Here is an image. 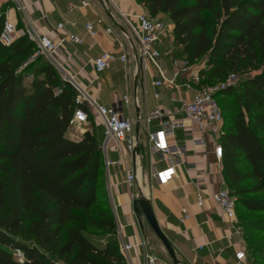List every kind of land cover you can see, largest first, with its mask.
I'll list each match as a JSON object with an SVG mask.
<instances>
[{"label":"trees","instance_id":"trees-1","mask_svg":"<svg viewBox=\"0 0 264 264\" xmlns=\"http://www.w3.org/2000/svg\"><path fill=\"white\" fill-rule=\"evenodd\" d=\"M136 1L152 16H168L172 56L206 59L203 83L255 69L216 98L224 182L236 196L250 264H264V217L240 213L264 212V0ZM33 51L25 36L0 44V264H124L100 141L93 129L78 141L68 137L81 105L41 57L21 67Z\"/></svg>","mask_w":264,"mask_h":264},{"label":"crops","instance_id":"crops-1","mask_svg":"<svg viewBox=\"0 0 264 264\" xmlns=\"http://www.w3.org/2000/svg\"><path fill=\"white\" fill-rule=\"evenodd\" d=\"M82 2L88 5L83 6ZM112 2L113 5L107 7L102 0H0V17L15 22L19 28L23 26L26 17L39 33L50 37H54L56 33H74L82 37L81 44L65 43L68 49H76L78 53L76 68L80 70L81 75H84L79 77L81 85L99 103L106 106L117 105L124 117L130 119H135L137 115L141 117L133 128L136 140L133 153L125 149L123 152L115 151L113 142H110L104 150L103 128L99 137L103 162L105 158L116 162L107 170L104 165V183L117 228L121 227L125 240L134 243L139 233L145 240V248L148 251L155 248L158 253L152 252L163 264H169L163 255V250L166 251L165 247L147 221L149 230L144 226L145 221L143 222L141 212L138 214L134 210V199L144 196L150 201L158 225L169 239L179 264H250L243 236L234 234L231 239L226 238V234L231 231L230 222L213 201L206 198L202 206L197 205V185L202 186L207 194L226 187L221 160H217L214 153V143L219 140L209 134H191L185 128L178 126L165 127L169 142L167 153L157 151L150 140V137L161 128L162 120L170 118L183 121L185 127L189 125L180 107L181 100L190 99L193 91L183 86L179 91L165 86H153L152 82L158 78L157 72L153 67H149L146 71L139 70L131 53L125 63L116 61L108 69L113 68L118 72L123 70L122 94L113 90L108 95H104L101 84L88 82L89 77L97 75L99 79L101 73H108L106 70L96 74L91 64L85 66L90 59L99 56L105 50L120 51L114 37H120L125 24L118 9L130 14L143 10L136 0H112ZM18 3L24 7V13L17 10ZM98 20L102 22L99 24ZM167 20L169 29L165 43L172 51L173 24L169 18ZM60 22L64 25V31L56 32L55 26ZM86 23L99 28L100 32L94 37L91 36L85 28ZM105 26H112V35L103 32ZM161 64L170 75L169 56L164 55ZM101 79L104 84V79ZM177 81L180 83L182 79L178 78ZM154 93H158V97H155ZM125 95L131 99L129 103L122 101ZM135 95L139 101L138 108L132 104ZM156 109L161 110L160 116L153 112ZM148 116L152 117L150 122L145 118ZM85 129L91 130L88 126ZM82 136H76V139L69 138L78 141ZM170 165L176 167L175 177L168 185L159 186L157 171ZM127 170L136 174V181L131 187L124 183ZM182 208H186L189 214L184 221L180 220ZM147 232L150 233L149 239L146 236ZM152 234L158 239L157 243ZM149 240L153 241L150 243ZM239 249L245 252L246 258L243 260L236 258L235 253ZM142 252L143 247L133 248L130 251L134 264L142 262Z\"/></svg>","mask_w":264,"mask_h":264},{"label":"built area","instance_id":"built-area-1","mask_svg":"<svg viewBox=\"0 0 264 264\" xmlns=\"http://www.w3.org/2000/svg\"><path fill=\"white\" fill-rule=\"evenodd\" d=\"M107 7L113 5L112 0H102ZM81 5L86 6L88 3L82 2ZM142 6V11L136 14L125 13L118 9L119 15L124 20L125 28L121 30L120 37H114L120 51L111 50L103 51L99 56L90 59L86 64H91L95 73L100 74L111 68L114 62L120 61L125 63L129 57V53L133 55L139 70L146 71L149 67H153L158 74L152 84L155 87L165 86L179 89L183 86L187 90H192L193 94L190 99L181 100V111L185 115V120L189 125L185 127L183 121L172 119L162 120L161 128L150 137L153 147L160 152L167 153L169 142L165 127L178 126L185 128L188 132L200 135L209 134L215 136L218 140L223 132V114L216 98L217 93L233 87L239 80L238 73H229L226 77L217 82L203 83V75L201 71L206 67V63L188 62L186 58L175 57L170 54L171 48L166 45L168 25H164L163 21L156 16H152L148 10ZM17 10L24 13V7L17 4ZM44 18V16H43ZM102 20H98L100 24ZM85 28L91 36H96L100 29L94 27L91 23H86ZM57 31H64L63 23H57L55 26ZM103 32L107 35L113 34L112 26H105ZM25 36L34 45V51L30 57L22 64L21 67L27 65L37 57H41L45 62L49 63L56 70L63 85H68L75 91V102L78 106L69 120V128H73L75 136L83 135L86 131L85 127L93 122H99L103 128V149L105 150L110 142L114 143L115 151L133 153L136 148V140L133 133L134 124L141 120L137 115L135 119L124 117L122 111L118 110L117 105L106 106L94 99L79 81L80 70L76 68L78 53L76 49H68L66 42L73 44H81L83 38L74 33H62L54 37L47 34L39 33L31 24L30 20L24 17V24L18 27L17 24L7 18L4 19L0 29V44L3 46L12 45L19 37ZM169 56L171 65V74L161 64L163 56ZM30 77V76H29ZM178 78L182 82H178ZM89 83L98 80L95 77L87 78ZM58 89L55 93H60ZM158 97V93H154ZM122 101L129 103L131 99L123 96ZM132 104L139 107V101L136 97L132 99ZM157 116L161 115V110L153 111ZM92 116L93 120L90 119ZM150 122L151 116L145 117ZM68 128V129H69ZM214 153L217 160H221L223 155V147L220 142L214 143ZM103 152V151H102ZM116 162L104 160L106 170L111 164ZM158 185H168L176 175L175 165H170L164 169L157 171ZM136 181L134 171L127 170L124 183L132 186ZM197 205L202 206L206 198H209L220 209L223 216L230 222L231 231L226 234L227 239H231L232 235H243L242 228L239 224L236 214V198L230 191L224 187L211 193H206L202 186L197 185ZM189 217L186 208L181 209L180 220L184 221ZM115 239L118 249L124 258V264H134L130 251L133 248L143 247V260L140 264H163L156 256L145 248V240L137 233L136 242L125 240L121 232V227L117 228ZM238 260L246 258L243 249H239L235 253ZM15 258L20 262L25 261V255L22 250L15 249Z\"/></svg>","mask_w":264,"mask_h":264},{"label":"rangeland","instance_id":"rangeland-1","mask_svg":"<svg viewBox=\"0 0 264 264\" xmlns=\"http://www.w3.org/2000/svg\"><path fill=\"white\" fill-rule=\"evenodd\" d=\"M142 7V6H141ZM158 19H160V20H162L163 21V23H164V25L165 24H167L168 25V20H167V18H168V16L166 15V14H162V13H159V14H157V15H155ZM195 62H197V63H206V59L205 58H201V59H199V60H197V61H195ZM37 64L35 65V67H37L38 65H40L41 64V61L40 60H38L37 62H36ZM205 69V68H204ZM108 73L107 74H105V72H103V73H101V75H100V77L101 78H103L104 79V84H103V81H102V79L101 78H99L98 80H94V84L95 85H98V84H101L102 86H103V88H104V90H103V93H104V95L106 94V95H108V93H110L111 91H116L117 93H119V94H122L123 93V91H124V79H123V70L122 71H117V70H114L113 68L111 69V70H108L107 71ZM255 72V69H251V70H248V71H244V72H240V73H238V76H239V80H238V82H237V84L236 85H234L233 87H236L237 85H238V83L241 81V80H243V79H245V78H247L248 76H251L253 73ZM81 76H84V75H81ZM212 80H215V79H212ZM218 80H216V81H213V82H217ZM233 99V98H232ZM232 99H229L228 98V102H230V103H232ZM221 103H222V105H223V108H224V104L226 103V100H225V98H222V100H221ZM124 113H126V111H124ZM228 114V112L227 111H225V109H224V116L225 115H227ZM172 120H174V119H172ZM101 124H99V123H96V121L94 122V123H90L89 125H87L88 127H90L91 129H93L94 130V132H95V135L97 136V138L99 139V137L102 135V125L100 126ZM86 126V127H87ZM74 134H76V132H74V129L73 128H69L68 129V137H71V138H73V139H76L77 137L74 135ZM79 136H81V135H79ZM248 196L249 197H260V196H263V194H253V195H249L248 194ZM236 197V196H235ZM240 213H242V215H243V213H245L244 214V217H251V218H260V217H264V212H244L243 210H240ZM139 214V213H138ZM142 214V213H141ZM239 215V210H237V218H238V221H239V217L240 216H238ZM241 215V214H240ZM142 217H143V222L145 221V223H144V226L149 230V227H148V225H147V223H146V219H145V217H144V215L142 214ZM243 217V216H242ZM150 232V231H149ZM149 232H147V239H149V238H151L150 237V233H152V231L149 233ZM152 235H154V234H152ZM243 236V235H242ZM154 241L157 243V241H158V239L156 238V236L154 235ZM260 237L261 238H263L264 237V234H260ZM153 240H149V242L151 243ZM97 242H98V244H102V241L101 240H98L97 239ZM160 243V242H159ZM151 247V246H150ZM150 251V250H149ZM152 251H154V252H157V250H155V248H153L152 249ZM152 251H150L151 253H154V252H152ZM158 253V252H157ZM155 254V253H154ZM246 254H247V256H248V253H247V250H246ZM163 255H164V259H165V261H167L169 264H172V260L170 259V257H169V255L166 253V251H164L163 250ZM248 258H249V256H248Z\"/></svg>","mask_w":264,"mask_h":264},{"label":"water","instance_id":"water-1","mask_svg":"<svg viewBox=\"0 0 264 264\" xmlns=\"http://www.w3.org/2000/svg\"><path fill=\"white\" fill-rule=\"evenodd\" d=\"M133 205L136 213L141 212L144 215L148 225L165 247L170 259L172 260V263L179 264V261L175 255V252L169 239L166 237V235L163 233V231L158 225L150 201L144 196H138L134 199Z\"/></svg>","mask_w":264,"mask_h":264}]
</instances>
